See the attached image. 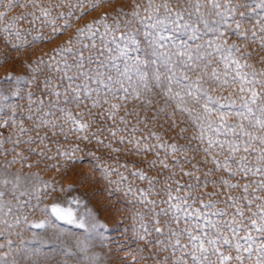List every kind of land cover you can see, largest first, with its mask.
<instances>
[{
	"label": "snow or ice",
	"instance_id": "obj_1",
	"mask_svg": "<svg viewBox=\"0 0 264 264\" xmlns=\"http://www.w3.org/2000/svg\"><path fill=\"white\" fill-rule=\"evenodd\" d=\"M114 2L0 0L17 54L74 29L24 73L0 56V264H102L71 186L23 172L85 150L117 161L103 174L131 197L132 264H264V0H123L73 23Z\"/></svg>",
	"mask_w": 264,
	"mask_h": 264
},
{
	"label": "rangeland",
	"instance_id": "obj_2",
	"mask_svg": "<svg viewBox=\"0 0 264 264\" xmlns=\"http://www.w3.org/2000/svg\"><path fill=\"white\" fill-rule=\"evenodd\" d=\"M123 0H115L112 5H103L101 9L97 12L90 13L84 20L74 21L75 26H83L88 20L98 17L102 12H113L119 7V4ZM30 10V9H29ZM0 11H3L0 8ZM23 9H10L8 14L14 16L19 14ZM60 23H63L62 21ZM27 26V25H25ZM47 31V30H45ZM74 34V29L68 30L67 34L60 37L53 44H46L44 42H38L33 45L31 49L27 51H21L20 54L12 52L11 49H5V47L0 44V56L11 55L13 59H17L19 62L15 64L14 68L11 60L7 64V69L13 70L16 74H21L26 71V67L23 62L26 60H35L43 52H50L53 47L58 43H62L69 36ZM36 35V32H33ZM31 39V37H28ZM261 65H257L259 69ZM5 69H0V76H3ZM52 151L48 153L52 156L56 152V148L50 145ZM83 147V146H82ZM79 159L67 160L64 157H58L54 160H48L43 157L33 156L29 163H36L35 167L28 168L24 167V173H37L41 180L48 181L57 191L60 188H71L73 191L69 193L71 197H74L81 201L79 205H74L79 211L83 212L86 210H91L93 214L97 217L98 223L103 225V227L98 228V232L104 238L103 246H100L99 237L95 241L96 247L95 252L102 256V264H132V257L136 254V244L131 239L132 232V219L131 210L129 207L130 196H125L126 185H118L114 181L118 180V176L113 174L107 178L103 174V167L109 165L112 167H118L117 161L115 159L102 158L99 163L100 168H97V161L93 156L87 154V150L78 152L75 154ZM96 156H102V152H96ZM121 163H123V158H121ZM55 165V167H52ZM21 165L17 164L14 166L13 171L20 168ZM131 167V165L129 166ZM125 175H128L123 168L120 169ZM151 175V173H150ZM134 178L129 176V180ZM136 184L141 187L144 186L143 182L136 180ZM119 188V190H117ZM43 190V189H42ZM51 191V188L48 189ZM35 203V201H33ZM39 217V214H37ZM33 217H30L32 219ZM43 218V217H39ZM56 227L58 229H63L69 233L79 234L82 230L77 229L73 225L65 224L61 221H56ZM23 228V226H21ZM45 231L51 235L54 229H32L24 231V238L26 240H31L33 232H39L41 235ZM67 239V237H65ZM35 246V245H33ZM57 260L60 257L56 258Z\"/></svg>",
	"mask_w": 264,
	"mask_h": 264
}]
</instances>
